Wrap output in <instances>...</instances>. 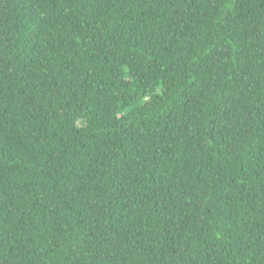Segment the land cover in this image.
Here are the masks:
<instances>
[{"label": "trees", "instance_id": "1", "mask_svg": "<svg viewBox=\"0 0 264 264\" xmlns=\"http://www.w3.org/2000/svg\"><path fill=\"white\" fill-rule=\"evenodd\" d=\"M0 264H264V0H0Z\"/></svg>", "mask_w": 264, "mask_h": 264}]
</instances>
